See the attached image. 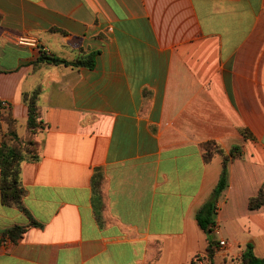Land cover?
<instances>
[{
    "label": "crops",
    "instance_id": "1",
    "mask_svg": "<svg viewBox=\"0 0 264 264\" xmlns=\"http://www.w3.org/2000/svg\"><path fill=\"white\" fill-rule=\"evenodd\" d=\"M41 52L94 65L34 67ZM36 87L40 153L21 207L0 198V264H190L225 156L210 264H240L248 243L264 258V203L248 207L264 191V0H0L19 135Z\"/></svg>",
    "mask_w": 264,
    "mask_h": 264
},
{
    "label": "trees",
    "instance_id": "2",
    "mask_svg": "<svg viewBox=\"0 0 264 264\" xmlns=\"http://www.w3.org/2000/svg\"><path fill=\"white\" fill-rule=\"evenodd\" d=\"M42 63L64 64L74 67L83 65L92 67L94 60L93 55H90L87 59L80 57L69 61L55 55H47L45 52H41L34 62V67H38ZM39 94V87L31 91L23 92L22 94V100L26 104L28 111L26 133L24 135H19L17 121L9 110L1 115V119L6 122L7 128L5 131L0 130V198L2 203L6 205L21 207V199L24 194V188L20 180L21 164L24 161L36 160L39 157L40 142L35 138L39 128V112L37 106ZM208 146H210V143H208ZM227 162L228 156H225L216 185L195 214L197 224L208 237L206 251L209 259L213 255L215 244V240L212 238V228L215 225L214 215L217 210V200L227 184ZM262 203H264V191L260 190L257 196L249 199L248 207L249 209H256ZM23 232L24 227L15 225L6 229L3 235L14 240ZM240 264H264V258L255 255L253 245L248 243L241 254Z\"/></svg>",
    "mask_w": 264,
    "mask_h": 264
},
{
    "label": "built area",
    "instance_id": "3",
    "mask_svg": "<svg viewBox=\"0 0 264 264\" xmlns=\"http://www.w3.org/2000/svg\"><path fill=\"white\" fill-rule=\"evenodd\" d=\"M18 42L21 44H25V43H29V44H36V41L34 39L31 38H27V37H20L18 39ZM10 107V104L7 101H0V108H2L4 111H8ZM213 233H217L218 232V227L214 225V227L212 228ZM3 245H6L9 243V239H4L3 240ZM228 245L227 241L223 238L219 239L218 241V247L221 249H224L226 246ZM190 264H210V259L208 257V255L204 252H200L197 253L195 256H193L191 263Z\"/></svg>",
    "mask_w": 264,
    "mask_h": 264
}]
</instances>
